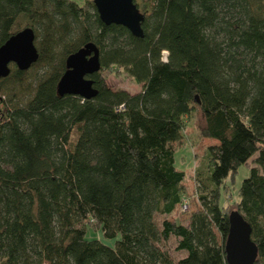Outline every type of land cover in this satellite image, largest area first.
Wrapping results in <instances>:
<instances>
[{
	"label": "trees",
	"instance_id": "16d2710c",
	"mask_svg": "<svg viewBox=\"0 0 264 264\" xmlns=\"http://www.w3.org/2000/svg\"><path fill=\"white\" fill-rule=\"evenodd\" d=\"M133 1L141 37L103 23L92 0H0V45L31 27L38 51L0 79V264H228L221 188L249 159L235 209L264 264V0ZM87 42L95 95H59L67 55ZM113 66L140 90L110 87ZM195 107L215 142L181 222L175 152ZM90 226L113 244L86 238Z\"/></svg>",
	"mask_w": 264,
	"mask_h": 264
},
{
	"label": "water",
	"instance_id": "95a60500",
	"mask_svg": "<svg viewBox=\"0 0 264 264\" xmlns=\"http://www.w3.org/2000/svg\"><path fill=\"white\" fill-rule=\"evenodd\" d=\"M99 18L105 24H120L133 35L141 37V22L144 14L133 0H92ZM38 58L34 44V32L31 27H24L11 34L0 45V79L8 75L10 64L25 70ZM100 67L98 47L87 42L76 51L67 55L65 70L59 77L56 91L59 95L77 94L91 98L96 90L93 80L87 75ZM229 229L225 239L224 251L228 264H253L257 255L255 243L250 238V225L236 209L228 214Z\"/></svg>",
	"mask_w": 264,
	"mask_h": 264
},
{
	"label": "rangeland",
	"instance_id": "374dc122",
	"mask_svg": "<svg viewBox=\"0 0 264 264\" xmlns=\"http://www.w3.org/2000/svg\"><path fill=\"white\" fill-rule=\"evenodd\" d=\"M102 74L105 77L106 83L112 88H123L133 93L140 90V84L126 71L117 66L104 70ZM213 142L215 140L209 138L205 131V123L201 110L195 107L191 115L185 118L182 139L176 144L177 150L175 152V166L185 173L182 186L183 199L187 202V209L183 211L178 206L170 218L182 222L186 220L190 211L197 207L198 201L196 200V190L193 180L194 167L202 157L204 148ZM249 161V165H241L238 168L234 177L224 180L220 198V205L223 209H235V203L238 199V185L248 175L250 166H252V160L249 159ZM97 228V226H90L85 237L100 239L102 242L112 245L115 239L105 238Z\"/></svg>",
	"mask_w": 264,
	"mask_h": 264
},
{
	"label": "built area",
	"instance_id": "2783aa9c",
	"mask_svg": "<svg viewBox=\"0 0 264 264\" xmlns=\"http://www.w3.org/2000/svg\"><path fill=\"white\" fill-rule=\"evenodd\" d=\"M181 210H186L187 209V202L186 201H183L182 204H181Z\"/></svg>",
	"mask_w": 264,
	"mask_h": 264
}]
</instances>
